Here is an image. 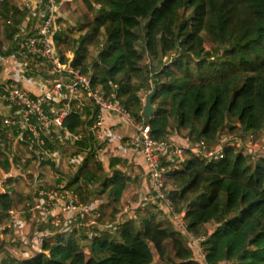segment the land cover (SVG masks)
<instances>
[{
	"label": "trees",
	"instance_id": "trees-1",
	"mask_svg": "<svg viewBox=\"0 0 264 264\" xmlns=\"http://www.w3.org/2000/svg\"><path fill=\"white\" fill-rule=\"evenodd\" d=\"M90 2L93 14L84 19L88 31L75 42L57 34L55 45L66 42L73 52L71 65L89 76L95 89L109 92L117 83L121 103L149 124L153 138L165 140L173 128L209 146L220 142L224 131L264 137V0ZM12 8L27 17L21 6ZM27 21L26 32L11 37L7 54L0 53L7 68L34 24L33 18ZM97 40L103 48L91 60L86 46ZM60 57L65 61L63 53ZM152 89L155 111L146 119L141 92ZM93 115L94 109L83 123L74 113L64 127L71 121L89 125ZM87 139L91 151L74 183L101 181L102 191L118 206L131 178L121 172L98 177L87 164L95 154L92 138ZM10 189L0 195V225L15 206ZM164 191L185 213L186 229L199 240L203 259L181 232L164 227L159 207L150 204L140 223L123 221L117 236L83 234L66 250L55 243L49 253L38 252L18 264H264V156L230 147L219 160L192 155L182 168L166 174ZM209 223L215 227L201 240L200 230Z\"/></svg>",
	"mask_w": 264,
	"mask_h": 264
},
{
	"label": "built area",
	"instance_id": "built-area-1",
	"mask_svg": "<svg viewBox=\"0 0 264 264\" xmlns=\"http://www.w3.org/2000/svg\"><path fill=\"white\" fill-rule=\"evenodd\" d=\"M21 1L23 3L25 1V7L27 6V10L33 13L34 24L29 34L26 33V37L19 42L15 62L7 68L5 63L0 61V123L5 138L13 144L27 145L33 152L37 164L61 163L62 158L58 148L53 145L54 140L57 139L59 143L64 137L69 136L62 133L64 124L74 113L83 111V99H85L94 109L91 125L97 143L94 159L101 163L105 120L110 118L130 124L136 134L134 142L140 148L145 162V176L148 181L146 191L137 202V206L145 204L158 206L166 218L178 227V232H181L189 240L190 245L198 250L203 259L198 245L199 240L186 229L185 213L176 210L164 191L165 176L168 172L182 168L192 155L208 161L219 160L223 158L226 147L255 156L264 144V137L256 139L253 135L224 136L214 146L200 141L188 148L176 144L170 138L156 140L150 134L149 124L138 121L121 103V99L117 96L119 90L117 83L111 85L112 89L109 92L104 89H95L89 76L73 68L71 65L73 57H65V61L61 60L54 42V36L63 32L58 20L57 1ZM28 66L32 67V73L41 77L28 78ZM43 66L49 67L51 71L44 70ZM38 70L42 73H38ZM48 73L50 75H47ZM14 74L26 76V83L35 87L36 92L22 88L18 81L12 79ZM149 93L150 91L141 92L143 104ZM83 136L84 134H74L69 137L78 141ZM20 152L16 151L15 155L20 157L22 164H25L26 159ZM259 156L262 155L259 154ZM77 162L81 166V161ZM38 195L40 202L36 203L32 200L30 211H37L39 207H44L45 216L52 218L50 221L52 225L68 232H74L77 227H80V231L86 230L88 236L91 235L90 228L99 226L97 221L99 215L98 217L91 215L92 208L85 205L71 187L44 186L38 190ZM130 211L131 208L121 210L122 217ZM103 227L106 228V225L101 224L99 229L104 230ZM4 229L5 227L1 225L0 238Z\"/></svg>",
	"mask_w": 264,
	"mask_h": 264
},
{
	"label": "crops",
	"instance_id": "crops-1",
	"mask_svg": "<svg viewBox=\"0 0 264 264\" xmlns=\"http://www.w3.org/2000/svg\"><path fill=\"white\" fill-rule=\"evenodd\" d=\"M64 55L66 58L73 57L71 52H65ZM25 77L14 74L12 79L18 81L22 88L36 92L35 87L26 83ZM83 100V111L77 114L80 115L81 121L84 123L88 120L93 106L88 100ZM91 125L92 123L81 126L74 121H71L67 127L65 125L62 130L64 135L66 133L69 136L74 134H84V136L78 141L69 136L64 137L59 143H57V139L54 140L53 145L58 148L62 158L61 163L57 165L48 162L37 164L33 152L28 147L24 144L10 143L5 138L0 123V195L11 188L10 194L15 204L8 211V217L4 223L1 224L5 229L0 238V264H18V262L32 258L38 252L49 253L51 246L55 243L60 244V251H63L67 249L68 241L76 240L83 234L87 236L85 231L72 235L67 230L52 225L50 222L52 218L45 216L44 207H39L37 211H30L32 200L36 203L40 202L38 190L44 186L71 187L80 200L92 208L91 215L97 217L99 215L97 218L99 226L106 225V229L100 230L98 226L94 231H91L90 236L94 234L100 236L104 232L117 236L123 221L132 220L140 223L147 215L150 204L137 206V202L148 186L145 176L146 166L141 156V150L134 142L135 131L128 123L110 118L105 120L103 126L104 150L102 151V162H98L101 165L95 161L94 157L87 160L88 166L95 169L98 177L105 178L116 172H121L131 178L119 205H114L108 193L102 191L101 181L94 186L81 182L74 183L77 171L86 163L87 153L91 151L87 141L88 136L92 138L93 148L95 149L97 146ZM224 136H229L227 131H224L218 140ZM169 138L184 148L199 143L195 134L190 135L188 131H183L180 128H173ZM2 139L5 140L2 141ZM4 150L8 154L3 155ZM7 150H11V153ZM16 151H21V156L26 159L25 164H22L20 157L15 155ZM78 160L81 161V166L78 162L76 163ZM124 208H131V211L122 217L121 210ZM160 219L164 222L165 228H173V224L162 211ZM88 220H90L89 217ZM74 221L76 220L74 219ZM67 237L68 239H66Z\"/></svg>",
	"mask_w": 264,
	"mask_h": 264
},
{
	"label": "rangeland",
	"instance_id": "rangeland-1",
	"mask_svg": "<svg viewBox=\"0 0 264 264\" xmlns=\"http://www.w3.org/2000/svg\"><path fill=\"white\" fill-rule=\"evenodd\" d=\"M3 1H6L7 6H4L1 3ZM56 1H57V9H58V13H57L58 20L63 29V32L60 35V38L63 40L65 39V41L68 38L69 39L71 38V41L75 42L78 38L82 37L84 33L88 31V25L84 22V19L85 18L89 19L92 16L93 11H94L93 6L90 0H56ZM66 3L69 5H67ZM26 5H28L27 1H26ZM15 6H21L24 9V11L27 12V15H26L27 17L23 18V14L21 12L15 15L14 9L12 8ZM188 13L189 11L186 14ZM32 14L33 13L30 10H27V6L25 7V1L23 3V1L21 0H0V53L1 54H4V55L7 54L6 53L7 48L10 44H12V41H13L12 38L19 36L20 33L22 34L26 32V27L28 23L27 20H28V17L32 18ZM61 39H60V42L56 45L58 52L60 54L61 53L65 54V52L73 53L69 48L66 47V42L61 41ZM139 42H140L139 45H143L142 39ZM102 45H103V42L99 40H97L94 43L87 44L86 51L90 55V57H92L91 60L95 58V56L97 55V52L100 50ZM208 46L209 44L207 45V47ZM4 57L5 56L1 58H4ZM1 58H0V61L4 63V61H2ZM166 59L170 60V57H166ZM43 68L46 71H51L49 67L43 66ZM32 71H33L32 67L28 66L27 68L28 78L30 77L36 78L37 76L41 77V75H36L32 73ZM37 72L42 73L41 70H38ZM47 75H50V74L48 73ZM4 140L2 139V141ZM7 151L11 153V150H7ZM5 153L8 154L4 150L2 154L4 155ZM259 154L264 156V144L263 146L261 145L259 152H257L254 157L258 158ZM59 164L60 163H58L57 165ZM62 183L64 182L62 181ZM28 200L30 201V199ZM214 227H215L214 223L203 226L200 230L201 236L199 238H205L208 234L212 233ZM102 229L105 230L106 228L103 227ZM169 229L174 230V231L179 230L178 227H176L175 225H173V228H169ZM77 230H74V232H69V233H72V235H76L77 233L80 232L81 230L80 227H77ZM83 231H86V230H83ZM66 239H68V237ZM69 242L70 241L67 242L66 248L69 246Z\"/></svg>",
	"mask_w": 264,
	"mask_h": 264
},
{
	"label": "water",
	"instance_id": "water-1",
	"mask_svg": "<svg viewBox=\"0 0 264 264\" xmlns=\"http://www.w3.org/2000/svg\"><path fill=\"white\" fill-rule=\"evenodd\" d=\"M154 94H155V91L154 89H152L145 99L144 107H143V117L144 118L149 119L154 114L155 110H154V106L152 105V98Z\"/></svg>",
	"mask_w": 264,
	"mask_h": 264
}]
</instances>
